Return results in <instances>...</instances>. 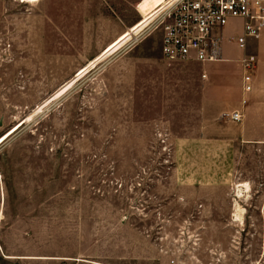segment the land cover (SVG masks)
<instances>
[{"label":"rangeland","instance_id":"rangeland-1","mask_svg":"<svg viewBox=\"0 0 264 264\" xmlns=\"http://www.w3.org/2000/svg\"><path fill=\"white\" fill-rule=\"evenodd\" d=\"M39 1L0 0V264H264V131L224 117L242 76L131 41L125 0L104 50L94 0Z\"/></svg>","mask_w":264,"mask_h":264},{"label":"built area","instance_id":"built-area-1","mask_svg":"<svg viewBox=\"0 0 264 264\" xmlns=\"http://www.w3.org/2000/svg\"><path fill=\"white\" fill-rule=\"evenodd\" d=\"M141 18L137 25L143 26L131 41L159 30L165 60L212 64L223 60L224 40L244 48L248 39H259L264 28V0H166L152 14ZM230 28L233 33H228ZM239 63L244 72L242 90L249 94L257 60L249 55ZM206 77L203 74L202 78ZM224 117L235 122L243 119L240 111L226 113Z\"/></svg>","mask_w":264,"mask_h":264},{"label":"crops","instance_id":"crops-1","mask_svg":"<svg viewBox=\"0 0 264 264\" xmlns=\"http://www.w3.org/2000/svg\"><path fill=\"white\" fill-rule=\"evenodd\" d=\"M126 3L137 6V12L139 15H143L144 17L149 16L152 14L157 8H159L166 0H160L158 5L155 6L153 9L149 10H141L140 8L144 6V4L148 0H125ZM42 5L48 8V11L51 8L52 4H56L57 11L61 12L62 7L63 10H67L68 6L71 4L75 5L77 0H40ZM96 5V15H95V26L98 28L99 34L102 36L101 40L96 44L92 49L93 50H104L109 44L112 43V20H113V0H94ZM122 0L120 5L122 4ZM79 5L81 11L88 12L90 10V0H79ZM142 20V18H141ZM140 20V21H141ZM139 21V22H140ZM108 25V29H107ZM137 25V24H135ZM135 25L129 26L128 23L122 22L119 26V32L121 30L126 32L129 28H133ZM143 25V23L138 24L136 27ZM122 33V34H123ZM260 39V40H259ZM258 40L255 39H248L247 44L244 48H240L236 45V49L238 52L235 53V56H227L225 54V41L223 42L224 46V58L222 61L208 65H203L204 70L208 72L210 75V82H217L218 76L225 77L230 70V67L237 73L240 77L239 81V88L242 90L243 85V75L244 72L240 66L239 61L244 56L253 55L256 57L257 63L256 68L252 73V86L253 90L249 94H243V98L247 100V103L244 104L243 102L238 103L237 106L234 108V111H240L243 115V119L240 122L231 121L232 123L239 124L241 123L243 127L246 125L248 126L249 130L264 131V28L262 29L261 36ZM198 64V63H196ZM229 64H233L229 66ZM239 64V65H238ZM201 65V64H200ZM206 74V73H204ZM207 75V74H206ZM203 76V75H202ZM208 78V75L205 79ZM204 79V80H205ZM251 125V126H250Z\"/></svg>","mask_w":264,"mask_h":264},{"label":"bare ground","instance_id":"bare-ground-1","mask_svg":"<svg viewBox=\"0 0 264 264\" xmlns=\"http://www.w3.org/2000/svg\"><path fill=\"white\" fill-rule=\"evenodd\" d=\"M22 3H34L37 0H20ZM242 186V185H241ZM239 187V186H238ZM245 188L249 191V186L246 185ZM239 197H242V190L238 191ZM242 208V207H241Z\"/></svg>","mask_w":264,"mask_h":264}]
</instances>
